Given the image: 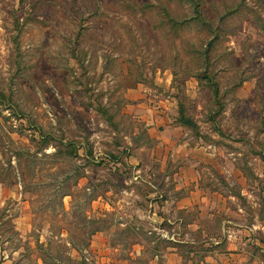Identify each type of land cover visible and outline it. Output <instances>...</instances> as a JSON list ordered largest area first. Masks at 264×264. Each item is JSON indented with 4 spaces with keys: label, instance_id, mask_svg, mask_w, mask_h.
Listing matches in <instances>:
<instances>
[{
    "label": "rangeland",
    "instance_id": "1",
    "mask_svg": "<svg viewBox=\"0 0 264 264\" xmlns=\"http://www.w3.org/2000/svg\"><path fill=\"white\" fill-rule=\"evenodd\" d=\"M232 221L264 226V0H0V264H211Z\"/></svg>",
    "mask_w": 264,
    "mask_h": 264
},
{
    "label": "crops",
    "instance_id": "2",
    "mask_svg": "<svg viewBox=\"0 0 264 264\" xmlns=\"http://www.w3.org/2000/svg\"><path fill=\"white\" fill-rule=\"evenodd\" d=\"M174 129L172 128H164L161 133L163 134L161 143H170L172 140V134ZM245 196L250 197L249 192L244 193ZM238 213H245V210L242 208L237 209ZM230 227H233L234 230L232 234L230 233L226 239V249L224 251H220L216 249L213 251L210 259L211 264H256L255 256L253 257V251H249V248L257 251L260 257L264 259V251L261 249L264 245V241H262L256 235L257 229H264V226L261 224H246L243 222H228ZM105 240V241H104ZM100 241V242H98ZM104 243V244H103ZM103 244V247H102ZM219 245V242L216 243ZM106 238L102 236V234H98L93 240L90 242L89 252L95 254L97 256V260H99L100 264H105L107 259L106 252ZM135 253V252H134ZM136 255L140 253H135ZM227 258V259H226ZM105 262V263H104ZM179 264H184L181 261H178ZM163 264H171V260L168 259L167 262ZM260 264H262L260 262Z\"/></svg>",
    "mask_w": 264,
    "mask_h": 264
},
{
    "label": "trees",
    "instance_id": "3",
    "mask_svg": "<svg viewBox=\"0 0 264 264\" xmlns=\"http://www.w3.org/2000/svg\"><path fill=\"white\" fill-rule=\"evenodd\" d=\"M197 14H198V12H197ZM198 16H200V15H198ZM213 33H214V31H212ZM218 92H219V90H218V85H214V87H213V95H214V97H217L218 96ZM219 107H222V105H220V103H219ZM180 119L183 121V122H185V124L187 123V124H190V121L188 120V119H186V118H184V117H180ZM181 121V122H182ZM182 122V123H183Z\"/></svg>",
    "mask_w": 264,
    "mask_h": 264
}]
</instances>
